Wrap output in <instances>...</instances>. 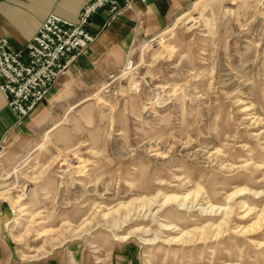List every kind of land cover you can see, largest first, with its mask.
<instances>
[{
	"label": "rangeland",
	"instance_id": "obj_1",
	"mask_svg": "<svg viewBox=\"0 0 264 264\" xmlns=\"http://www.w3.org/2000/svg\"><path fill=\"white\" fill-rule=\"evenodd\" d=\"M125 57L59 78L3 145L12 259L264 264V0H196Z\"/></svg>",
	"mask_w": 264,
	"mask_h": 264
},
{
	"label": "crops",
	"instance_id": "obj_2",
	"mask_svg": "<svg viewBox=\"0 0 264 264\" xmlns=\"http://www.w3.org/2000/svg\"><path fill=\"white\" fill-rule=\"evenodd\" d=\"M91 0H0V40L7 41L13 49H21L36 35L48 16L57 15L72 23L77 21L81 9ZM196 0H146L135 2L132 10L109 27L102 29L107 14H96L86 31L96 36L95 42L68 75L107 73L112 66L119 67L137 39H152L169 27L185 9ZM110 72V71H109ZM52 99H54L52 97ZM44 103H48V100ZM42 103L22 122L8 108L0 91V145L11 149L15 143L32 137L43 126L46 107ZM56 127L53 125L47 131ZM9 153V154H8ZM3 160L5 166L14 164L11 153ZM13 162V163H12ZM10 205V204H9ZM11 207V206H10ZM7 224L0 217V264H12L13 245ZM69 248L49 254L43 259L14 264H66Z\"/></svg>",
	"mask_w": 264,
	"mask_h": 264
},
{
	"label": "built area",
	"instance_id": "obj_3",
	"mask_svg": "<svg viewBox=\"0 0 264 264\" xmlns=\"http://www.w3.org/2000/svg\"><path fill=\"white\" fill-rule=\"evenodd\" d=\"M137 1L146 0H91L74 23L50 15L21 49H13L7 41L0 40V91L18 122L48 100L59 78L67 75L95 42L96 36L86 31L92 18L105 11L104 29L130 12ZM154 40L149 39L150 43ZM4 151L1 144L0 160Z\"/></svg>",
	"mask_w": 264,
	"mask_h": 264
},
{
	"label": "bare ground",
	"instance_id": "obj_4",
	"mask_svg": "<svg viewBox=\"0 0 264 264\" xmlns=\"http://www.w3.org/2000/svg\"><path fill=\"white\" fill-rule=\"evenodd\" d=\"M3 192H6V191H3ZM244 193H246V190H238V193L237 194H240V195H242V194H244ZM236 194V195H237ZM1 196V195H0ZM232 198V196H230V195H228V197H227V199L228 200H230ZM22 199L24 200V199H26V196L25 197H22ZM240 204H241V207H244L245 206V203H243V202H240ZM10 206V205H9ZM26 208L25 207H21L20 208V210H25ZM225 213H227V208L225 209ZM226 215V214H225ZM12 219V218H11ZM12 221H13V219H12ZM12 223V222H11Z\"/></svg>",
	"mask_w": 264,
	"mask_h": 264
},
{
	"label": "water",
	"instance_id": "obj_5",
	"mask_svg": "<svg viewBox=\"0 0 264 264\" xmlns=\"http://www.w3.org/2000/svg\"><path fill=\"white\" fill-rule=\"evenodd\" d=\"M5 212H9V207H8L7 203L2 202L1 206H0V214L2 217L5 216Z\"/></svg>",
	"mask_w": 264,
	"mask_h": 264
}]
</instances>
